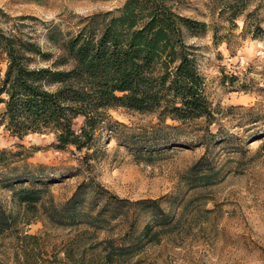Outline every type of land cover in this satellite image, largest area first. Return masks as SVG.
Masks as SVG:
<instances>
[{
    "label": "rangeland",
    "instance_id": "rangeland-1",
    "mask_svg": "<svg viewBox=\"0 0 264 264\" xmlns=\"http://www.w3.org/2000/svg\"><path fill=\"white\" fill-rule=\"evenodd\" d=\"M126 1L0 0V23L39 41L55 58L58 44L91 16L103 19ZM169 1L207 24L184 36L214 121L163 122L159 112L117 106L110 109L114 131L101 130L97 147L83 151L57 147L54 133L20 139L0 126V150H22L12 163L15 173L32 172L26 184L51 190L39 212L25 215L12 203L14 174L0 167V201L18 213L20 232L40 237L35 264L87 262L109 237L117 245L130 242L118 264H264V0ZM7 66L0 51V79ZM76 122L79 128L83 119ZM88 152L93 156L86 158ZM79 190L80 208L101 210L102 227L51 217ZM14 236H0L7 264L17 261ZM19 256L17 264H24L22 250Z\"/></svg>",
    "mask_w": 264,
    "mask_h": 264
},
{
    "label": "trees",
    "instance_id": "trees-1",
    "mask_svg": "<svg viewBox=\"0 0 264 264\" xmlns=\"http://www.w3.org/2000/svg\"><path fill=\"white\" fill-rule=\"evenodd\" d=\"M100 17L91 16L76 34L70 33L60 42V54L55 58L39 41L18 28L5 30L0 23V51L8 64L0 79V126L20 139L54 133L57 147L75 146L83 151L97 147L101 130L114 131L110 109L117 106L159 112L163 122L171 118L186 123L202 116L214 121L205 79L184 36L185 30L193 34L203 31L206 22L185 16L169 0H127L118 11ZM78 118L83 119L79 128ZM21 154L22 150H0V167L14 174L9 178L14 184L13 206L25 215L35 214L51 190L26 184L32 181V172L24 177L15 173L19 167L12 163ZM92 156L86 154V158ZM80 192L51 217L63 225L102 227V211L80 208ZM152 202L160 207L158 200ZM18 218L13 208L0 201V236L15 235V264L20 262L19 250L24 253V264H35L40 237L20 232ZM150 230L147 225L146 234ZM75 240L71 244L77 245ZM106 241L80 264H118L130 250L128 240L119 245L110 237ZM65 249L70 259L72 252ZM0 264L7 261L0 259Z\"/></svg>",
    "mask_w": 264,
    "mask_h": 264
}]
</instances>
